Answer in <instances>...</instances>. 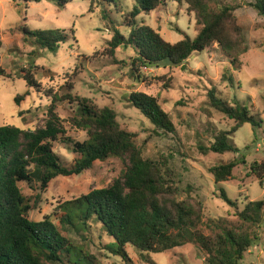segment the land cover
<instances>
[{
  "label": "rangeland",
  "instance_id": "374dc122",
  "mask_svg": "<svg viewBox=\"0 0 264 264\" xmlns=\"http://www.w3.org/2000/svg\"><path fill=\"white\" fill-rule=\"evenodd\" d=\"M218 1L235 7L237 23L251 47L241 56L242 65H232L219 44L214 43L181 65L144 67L141 76L136 77L135 51L119 48L111 54L108 44L115 28L129 34L125 16L137 5L136 0H120L121 10L114 5L96 3L94 12L89 11L90 0H71L64 8L49 0H0V68L7 74L0 75V125L34 130L44 126L48 117V107L53 101L48 94L57 93L63 98L68 93L76 98L88 97L90 104L99 109L109 106L116 110L122 128L136 134V143L145 158L160 161L164 169L171 168L172 188L177 191L178 200H187L196 206L201 202L205 222L213 219L229 228L248 230L249 224L242 222L238 213L247 202L264 200V186L250 171L254 162L264 161V19L249 5L253 0ZM211 7L217 9V4L211 3ZM102 9L109 10L110 18H103ZM137 20L154 27L171 43L187 35L195 37L200 29L196 13L189 11L185 2L173 0L150 14L141 13ZM24 26L64 29L68 39L57 52L42 50L24 41ZM34 50L36 54H32ZM25 67L35 72L42 85L40 91L20 78V70ZM211 89L231 105L239 101L260 113V127L246 123L234 134L238 153L204 154L199 148L201 144L210 145L214 133L231 130L235 125L233 119L211 105ZM134 91L159 97L176 126L175 132L158 131L128 100ZM26 92L29 95L18 104L16 96ZM36 108H41L38 115L28 112ZM79 110L77 101L66 99L57 103L65 133L53 142V148L68 167L80 157L73 151V143L88 138L87 130L75 125V120L80 118ZM241 157L246 163L239 164L228 181L217 183L210 168ZM126 165V160L113 157L80 175L58 176L45 190L21 182L19 185L32 204L29 218L39 221L50 215L66 236L95 256L97 264H206L205 254L192 243L163 253H149L129 244L126 246L129 259H126L109 251L107 245L113 239L95 220H90L87 229L78 231L73 226L63 229L62 206L94 189L109 186L122 176ZM221 188L238 202L237 208L219 198ZM202 230L212 234L206 223ZM257 234L258 240L241 264H264V224Z\"/></svg>",
  "mask_w": 264,
  "mask_h": 264
},
{
  "label": "trees",
  "instance_id": "16d2710c",
  "mask_svg": "<svg viewBox=\"0 0 264 264\" xmlns=\"http://www.w3.org/2000/svg\"><path fill=\"white\" fill-rule=\"evenodd\" d=\"M49 1L64 8L71 0ZM167 1L171 0H136L137 5L125 16L129 34L115 28L108 42L111 54L119 48L135 51L133 71L136 77L141 76V68H158L167 58L184 63L194 53L205 51L214 43L219 44L232 65H242L240 58L251 47L237 23L235 7L221 5L218 0H173L185 2L188 10L196 13L197 28L200 29L195 37L187 35L183 40L171 43L154 27L137 20L141 13L150 14ZM96 3L114 5L117 10L122 8L120 0H90V12L95 11ZM211 3H216L217 9L212 8ZM249 5L264 19V0H253ZM102 15L104 19L110 18L109 10L102 9ZM22 29L24 41L42 50L57 52L68 39L64 29H31L28 26ZM32 54H36V50ZM0 75L7 76L2 68ZM20 78L41 90L42 85L32 69L22 68ZM68 88L73 89V86ZM28 95L29 92L17 95L16 102L20 104ZM48 95L53 101L48 107L44 126L27 130L0 125V264H97L95 256L66 236L50 215L39 221L29 218L31 200L24 195L19 184L26 182L31 187L39 186L45 190L58 176L80 175L113 157L127 161L122 176L107 187L94 189L65 203L60 218L63 229H67L66 226H73L78 231L87 229L90 220H95L113 239L107 245L109 251L126 259H129L126 252L129 244L149 253H163L192 243L205 254L206 264H241L259 238L258 228L264 224L263 199L247 202L238 213L242 222L249 224L248 230L229 228L213 219L205 222L203 204L200 202L196 206L187 200H178L177 191L172 188L171 168L164 169L160 161L143 156L136 143V134L122 128L115 109L109 106L99 109L90 104V98H76L71 93L65 98L57 93ZM209 97L211 105L233 119L235 125L231 130L214 133L210 145L201 144L200 150L204 154L238 153L234 134L246 123L260 127V113L239 101L231 105L218 98L214 89L209 92ZM66 99L79 103L80 118L75 120V125L88 132V138L83 142L70 140L73 151L80 154L70 167L62 163L53 148V142L65 133L57 103ZM128 100L158 131L175 132L176 126L159 97L134 91ZM40 109L28 112L38 115ZM241 163H246L244 157L214 165L210 172L217 183H222L232 178L234 169ZM250 171L264 186V161L254 162ZM219 198L232 207L238 206L224 188H221ZM205 223L212 234L202 230Z\"/></svg>",
  "mask_w": 264,
  "mask_h": 264
},
{
  "label": "water",
  "instance_id": "95a60500",
  "mask_svg": "<svg viewBox=\"0 0 264 264\" xmlns=\"http://www.w3.org/2000/svg\"><path fill=\"white\" fill-rule=\"evenodd\" d=\"M182 62H174L171 60V58H167L166 60L162 61L160 63L161 66H170V65H181Z\"/></svg>",
  "mask_w": 264,
  "mask_h": 264
}]
</instances>
